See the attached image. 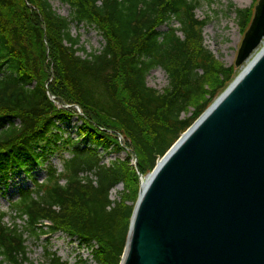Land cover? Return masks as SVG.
Segmentation results:
<instances>
[{
  "label": "trees",
  "instance_id": "trees-1",
  "mask_svg": "<svg viewBox=\"0 0 264 264\" xmlns=\"http://www.w3.org/2000/svg\"><path fill=\"white\" fill-rule=\"evenodd\" d=\"M61 1L69 17L48 0H0V186L18 171L31 176L48 154H69L61 172L47 166L43 182L34 179L8 213L0 211V264L28 262V238L48 232L87 243L98 264H119L138 198L137 172H152L233 81L230 68L191 45L206 25L195 17L199 0ZM235 13L244 26L248 10ZM72 25L94 29L102 49L79 55L84 49ZM155 68L168 79L160 91L147 85ZM50 96L80 108L75 137L59 128L74 109L59 108ZM126 148L125 161L103 164L100 151ZM118 185L124 190L112 201ZM51 264L66 263L54 257Z\"/></svg>",
  "mask_w": 264,
  "mask_h": 264
},
{
  "label": "water",
  "instance_id": "water-1",
  "mask_svg": "<svg viewBox=\"0 0 264 264\" xmlns=\"http://www.w3.org/2000/svg\"><path fill=\"white\" fill-rule=\"evenodd\" d=\"M263 42L258 0L245 69L140 181L119 264H264Z\"/></svg>",
  "mask_w": 264,
  "mask_h": 264
},
{
  "label": "rangeland",
  "instance_id": "rangeland-1",
  "mask_svg": "<svg viewBox=\"0 0 264 264\" xmlns=\"http://www.w3.org/2000/svg\"><path fill=\"white\" fill-rule=\"evenodd\" d=\"M52 9L62 17L70 16V9L68 5L61 0H48ZM258 0H199V5L195 10V17L197 20L206 21V25L201 33L199 39H194L191 45L194 48H199L202 45L215 58L217 64L224 68H230L233 80L242 72L246 66L243 64L240 68H235L234 62L236 60L237 52L243 40L244 34L250 25V18L254 12V6ZM32 10L39 14L37 7H32ZM235 10H248V22L241 26L236 17ZM178 28L179 24L172 21L171 25ZM168 26L160 27V31L165 32ZM71 33L75 37H79V46L84 49L80 51L79 55L85 56L94 51L101 50L104 41L102 37L94 30L88 27L75 25L71 26ZM181 33H179V36ZM43 43L47 44L43 34ZM260 50V48H259ZM52 71L50 69V79L52 80ZM214 82V77L210 78L209 84ZM168 84V79L165 72L161 68H155L147 76V85L156 90H162ZM50 99L55 101L53 96ZM56 105H63L61 102L55 101ZM78 114L71 119L69 123H60L59 128L65 135L70 134L75 137L76 128L80 125ZM119 142L123 144V139L118 137ZM127 148L123 151H110V153H103L102 162L109 165L115 160L125 161L128 158ZM69 154L66 151L59 153H52L47 155V162L45 164L36 165L31 172V176L26 175L23 171H18L6 186H0V211L8 213L10 204L18 199V192L22 189L32 188V181L34 179L43 182L46 178L47 166L55 167L59 172L62 171V161L67 159ZM129 162L134 169H136V158L133 154L129 156ZM149 174V173H148ZM147 174V175H148ZM138 176V193L140 181L145 180V176ZM122 185L116 186L110 192V199L118 201L120 193L123 192ZM9 222V218H6ZM20 226L24 224L20 221L16 222ZM28 262L24 264H51L55 258H59L66 264H98L92 255V248L85 242L80 241L76 237H70L64 232H48L38 238H28ZM95 249V247H93Z\"/></svg>",
  "mask_w": 264,
  "mask_h": 264
},
{
  "label": "bare ground",
  "instance_id": "bare-ground-1",
  "mask_svg": "<svg viewBox=\"0 0 264 264\" xmlns=\"http://www.w3.org/2000/svg\"><path fill=\"white\" fill-rule=\"evenodd\" d=\"M264 49V42L263 45L261 46L260 50L257 51L247 62V64H250L252 62V60L259 54V52ZM246 67V66H245ZM245 67L243 68V70L245 69ZM145 183V181H143V184Z\"/></svg>",
  "mask_w": 264,
  "mask_h": 264
}]
</instances>
